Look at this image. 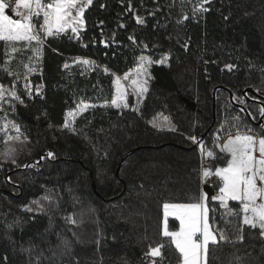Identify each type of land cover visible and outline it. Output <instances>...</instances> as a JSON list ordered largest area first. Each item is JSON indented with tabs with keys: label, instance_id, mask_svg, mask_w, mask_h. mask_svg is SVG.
Listing matches in <instances>:
<instances>
[{
	"label": "trees",
	"instance_id": "1",
	"mask_svg": "<svg viewBox=\"0 0 264 264\" xmlns=\"http://www.w3.org/2000/svg\"><path fill=\"white\" fill-rule=\"evenodd\" d=\"M87 1L83 28L41 45L32 79L44 84L43 96L22 94L8 111L19 139L0 154V264H181L162 234L164 205L201 202L203 160L214 167L230 159L219 140L235 135L233 125H264L256 123L263 104L244 93L264 97V0ZM8 51L0 42L3 85L17 80ZM141 56L151 60L147 92L128 107L110 104L115 76ZM79 102L93 107L65 128ZM157 117L172 128L152 125ZM212 197L218 243L207 264H264V230L243 222L238 201H228L231 215ZM161 244V255H150Z\"/></svg>",
	"mask_w": 264,
	"mask_h": 264
},
{
	"label": "snow or ice",
	"instance_id": "2",
	"mask_svg": "<svg viewBox=\"0 0 264 264\" xmlns=\"http://www.w3.org/2000/svg\"><path fill=\"white\" fill-rule=\"evenodd\" d=\"M204 2L207 3V0H204ZM88 3L90 4L91 0H88ZM8 7H10L9 4H6L4 0H0V42L11 46V52L15 53L19 49L13 45L19 42H24L26 47L31 46L33 42L39 46L43 44L44 39L47 37L63 33L69 28L73 33H77L78 26L83 23L82 16L86 5H82L81 0H47V2L45 0H16L13 13L20 16L21 19H13L5 14V9ZM21 8L24 9L23 12L20 11ZM196 11H206V9L200 6ZM40 17H42L43 22L37 27L34 20L38 22ZM137 19L138 22H143L139 17ZM184 19H187V16ZM41 31L43 37L40 34ZM31 50L36 55H39L41 51L40 47H32ZM140 62L141 67L138 69V75L146 72V69L142 66L145 62L151 63V60L149 57L141 56ZM83 63L88 64L89 61L85 60ZM65 67L68 66L65 65ZM227 67L231 69L233 66L228 65ZM127 78L128 74H125L124 79ZM114 83L117 85L118 95L112 99V104L120 107L121 102L126 100L127 93L121 91L120 78H117ZM132 84L136 86L135 90L141 95L148 90L146 87L147 79L133 80ZM6 92L20 103H23L14 88L9 91L3 85H0V101L4 100ZM123 106L128 107V104L125 102ZM77 107L80 108L79 105ZM88 107H93V105L84 104L80 111L83 112ZM76 114L75 112L69 113L72 116ZM260 116L264 119V108L260 109ZM234 119L239 121V117ZM233 126L237 127L235 135L229 132L223 144L217 145L222 153L230 156V159H227L224 167H216L215 169L214 175L222 181V187L219 188L218 195L212 197V200H218L221 207L225 208L231 215L237 213L228 208V201H238L241 205V211L245 214L243 222L252 227L259 225L264 230V125L260 126L259 132H254L251 128H246L244 132H241L237 125ZM6 127L7 125H5ZM12 127L19 132L18 126L12 124ZM64 127H69L67 120ZM8 139L18 140L19 136L8 137ZM191 139L194 142L196 141V137ZM219 139L220 137L217 136L216 140ZM201 150L203 153L204 146L202 142ZM48 155L51 156L52 153H48ZM206 156L214 158V153L207 151ZM202 175L207 179L213 173L209 168H204ZM207 199V194L202 193L201 202L198 203L173 205L166 203L164 205L165 217L170 214L169 209H171V214L179 220V230L169 231L167 223H165L162 234L164 237L171 238V244L175 246L181 256V264H201L202 253L205 264H207V251L210 243H218L216 236L210 230ZM261 234L264 235V231ZM219 239H225L223 233H221ZM63 243L67 244V241H63ZM163 247L164 245L161 244L156 248H151L150 255L153 257L160 256Z\"/></svg>",
	"mask_w": 264,
	"mask_h": 264
},
{
	"label": "rangeland",
	"instance_id": "3",
	"mask_svg": "<svg viewBox=\"0 0 264 264\" xmlns=\"http://www.w3.org/2000/svg\"><path fill=\"white\" fill-rule=\"evenodd\" d=\"M86 1L87 0H81V3L83 4ZM4 2L6 4L10 5V7L5 9V14L9 15L10 18H13V19H21L20 16L14 15V13H13V9L16 6V0H4ZM20 11L23 12L24 9L21 8ZM42 22H43L42 17H40L38 22L34 20V23H37V27H39V24ZM82 26H83V23L81 25H79L78 28H81ZM40 34L43 37L42 31ZM7 46L9 48V51H8L9 56L7 58V62H8L7 67H9V65H12L14 72L17 74V80L11 81V83L9 85H3L0 82V85H3L9 91L14 88V90L16 91V93L20 97V99L22 97V94H26L27 96H31V95L36 96L37 95L38 97H42L43 96V90H44V84L42 82L34 83V81L32 79L33 75L40 74L38 70H39V65H40V59L42 56L41 45L37 46L35 44V42H33L31 46L26 47L24 42H19V43L13 45L19 49V51L15 52V53L11 52V46H9L8 44H7ZM32 47H40L41 51H40L39 55H36L33 53V51L31 50ZM77 61L83 63V60L77 59ZM25 65H27V67H25ZM86 65H88V64H86ZM149 66H150L149 63L145 62L142 67L146 69V72L138 75V69L141 67V62H139L134 69L125 73V74H128L127 79H124L125 74L115 76V81L117 80V78H120L121 91H124L127 93L126 100L121 102L120 107H123V103H125V102L127 103V99H129V97H131V96H133L135 98V100H139L143 96L144 93L141 95L138 91L135 90L136 86L132 84V81L133 80L141 81V80L147 79L146 87L148 88ZM26 85H27V87H26ZM117 95H118L117 85L114 83L113 98L116 97ZM17 102H18V100H16L12 96L8 95L7 92L5 93L4 100L0 101V146H1L0 154L1 155L6 154V153H11L12 151H14L15 150V144L18 141L17 139H14V140L12 139L13 141L8 139V137H16L18 135V134H15L17 131L14 127H12V124H14V123L9 119V116H8V111L10 110L9 108H11V106ZM84 104L92 105L91 103H88V102H79L74 109L67 111L65 118H64V124H65L66 120L68 121L69 125L73 124L74 121L76 120V118L82 113L80 111V108H82ZM110 104H112V101ZM78 105L80 106V108L77 107ZM72 112H75L77 114L75 116L69 115V113H72ZM9 122H12V123H9ZM150 122L152 125L157 126L160 129L172 128L171 123L165 117H163V118L157 117L153 120L151 119ZM5 125H7L6 128H5ZM226 139H227V135L223 139L219 140L218 145H222L224 140H226ZM208 163L209 162L207 160H203L202 166L203 165H209L208 168L212 171V173L214 175L216 167H224L226 165L227 161L222 162V163H218L214 167H211V164H208ZM202 168H205V167H202ZM215 177L218 178L217 176H215ZM209 186L212 188V190L214 192V195H213V197H214V196L218 195L219 188L222 187V181L220 183H218L217 185L209 184ZM229 201H231V200H229ZM213 202H215V201L213 200ZM217 202L220 204V202L218 200H217ZM194 203H198V202L167 203V204L173 205V204H194ZM207 207L209 209L208 203H207ZM169 212H170V214L167 217H165V209L163 207L162 232H163L165 223H167V227H168L169 219H174L175 222L177 223V225H176L175 229L168 228V230L169 231L179 230L180 224H179L178 218L175 215L171 214V209H169ZM208 218H209L208 222L210 225V230L214 233V235L217 238L216 232L214 231V228L212 226V223H211V220L209 217V212H208ZM201 239H202V237H201ZM204 262H205V258H204V255L202 253L201 264H204Z\"/></svg>",
	"mask_w": 264,
	"mask_h": 264
},
{
	"label": "water",
	"instance_id": "4",
	"mask_svg": "<svg viewBox=\"0 0 264 264\" xmlns=\"http://www.w3.org/2000/svg\"><path fill=\"white\" fill-rule=\"evenodd\" d=\"M248 91L251 92L252 94H254L257 97V100H259L262 104H263V108H264V97L261 95H258V93H256V91H254L251 87L246 88V90L244 91V93ZM230 98L232 100V92H230ZM187 103L191 106L192 109L196 108L195 103L191 102V101H187ZM215 121V92L213 91V122ZM262 121V118L260 116L259 120L256 122L257 124H259ZM120 169V165L117 167L116 169V173L119 172ZM203 189L205 191V193L207 194V196L209 197L211 194V187L209 186V184H205L203 186Z\"/></svg>",
	"mask_w": 264,
	"mask_h": 264
},
{
	"label": "built area",
	"instance_id": "5",
	"mask_svg": "<svg viewBox=\"0 0 264 264\" xmlns=\"http://www.w3.org/2000/svg\"><path fill=\"white\" fill-rule=\"evenodd\" d=\"M210 164V163H208ZM209 167V165H203L202 167ZM221 181L219 180V178H216L215 176H211L209 177L205 183L203 184H212V185H217L218 183H220Z\"/></svg>",
	"mask_w": 264,
	"mask_h": 264
},
{
	"label": "crops",
	"instance_id": "6",
	"mask_svg": "<svg viewBox=\"0 0 264 264\" xmlns=\"http://www.w3.org/2000/svg\"><path fill=\"white\" fill-rule=\"evenodd\" d=\"M225 155H228V154H226V153H224ZM228 157H229V155H228ZM230 158V157H229ZM205 168H208L207 166L205 167ZM204 168H202V170H203ZM212 176H215V175H212ZM211 177V176H210ZM208 179V178H207ZM207 179H205L204 177H203V175H202V183H205L206 182V180ZM211 190H212V188H211ZM203 193H205V192H203ZM214 192H213V190H212V193H211V196H213L214 194H213Z\"/></svg>",
	"mask_w": 264,
	"mask_h": 264
},
{
	"label": "flooded vegetation",
	"instance_id": "7",
	"mask_svg": "<svg viewBox=\"0 0 264 264\" xmlns=\"http://www.w3.org/2000/svg\"><path fill=\"white\" fill-rule=\"evenodd\" d=\"M257 98V97H256Z\"/></svg>",
	"mask_w": 264,
	"mask_h": 264
}]
</instances>
